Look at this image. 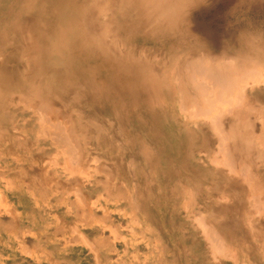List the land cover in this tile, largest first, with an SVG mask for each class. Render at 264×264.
Wrapping results in <instances>:
<instances>
[{
  "label": "rangeland",
  "instance_id": "1",
  "mask_svg": "<svg viewBox=\"0 0 264 264\" xmlns=\"http://www.w3.org/2000/svg\"><path fill=\"white\" fill-rule=\"evenodd\" d=\"M90 1L0 0V55L7 48L25 42L24 55L29 62L33 61L31 65H36L34 71L42 65L41 61L34 63V59L45 58L39 76L43 75L49 84L54 83L51 87L57 88L63 109L70 112L74 108V118L90 125L88 133L81 130L84 126L74 124L73 136L78 139L77 144L73 139V147L76 145L73 149L77 148L74 155L70 154L71 150L63 157L57 154L56 148L42 141L46 146L44 151L35 149V160L24 163L28 168L35 165V170L43 166L44 182L46 179L60 182L56 190L51 184L53 191L47 185H29L28 191L22 194L19 185L23 180L19 174H13L16 165L0 156V264H264L261 244L264 204L259 203L260 199L264 201V150L253 143L256 138L251 134L252 130L260 133V106L264 112V0H152V3L150 0L148 4L147 0H111L113 5L108 4L110 0H96L99 5L92 13ZM139 2L148 9L161 11L175 10V5L181 3L185 6L184 22L178 26L173 24L174 30L159 31L139 25L135 16L129 23L122 22L118 13L127 9L128 4L133 7ZM153 14L159 16L157 12ZM98 23L102 27L99 30L95 27ZM16 27V37L7 36ZM186 57L190 62L196 61L195 58L199 61L209 58L208 62L213 65L222 60L220 63L225 66L218 64L220 69L229 68L223 73L231 70L236 80L239 75L246 77L250 71L256 77L261 76L258 81L263 83L256 85L247 81L246 90L247 103L253 105L249 110L253 108L257 113L242 112L244 121H253L254 129L246 126L251 123L247 121L246 128L237 136L252 135H249L252 144L244 140L246 135L244 139L243 136L233 138L236 143H231L230 155L235 163L230 161V167L224 165L225 154L217 153V136L204 128L196 131L193 126L196 118L188 116L189 112L192 114L189 109L193 108L187 110L179 105V91L173 78H180L183 73L180 80L186 79L183 67L186 66L183 62H189L185 61ZM227 61L230 65L235 63V70ZM72 68L77 74L70 77ZM254 68L259 73L257 70L254 73ZM174 70L180 74L176 75ZM186 88V96L195 94L190 84ZM232 94L234 99L239 96L238 91ZM246 130L250 131L245 133ZM28 144L25 148H29ZM242 145L245 155L241 153ZM237 150L240 151L237 153ZM257 155H261L262 161ZM212 158L218 163H213ZM94 160L99 162L94 165ZM63 161H69L67 170L71 173L81 167L86 171L83 174L82 168L73 178L62 167ZM219 164H222L220 168ZM247 164L250 168L245 171L241 166L247 168ZM96 166L100 174L95 171ZM231 167H236V173L231 172ZM6 173L14 176L6 178ZM246 173L252 177L249 179ZM13 178L18 181L9 186ZM247 182L255 184L251 185L254 192ZM9 188L14 195L8 192ZM77 197H83L81 200L85 202L79 205L81 201L75 200ZM216 239L219 243L213 242Z\"/></svg>",
  "mask_w": 264,
  "mask_h": 264
},
{
  "label": "bare ground",
  "instance_id": "2",
  "mask_svg": "<svg viewBox=\"0 0 264 264\" xmlns=\"http://www.w3.org/2000/svg\"><path fill=\"white\" fill-rule=\"evenodd\" d=\"M96 0H91L89 2V12L92 13V11L95 9V7H97L99 5V2H95ZM109 1V0H108ZM113 1V0H112ZM112 1L110 0L108 2L109 5L112 4ZM126 1V0H125ZM150 0H147V4L149 3ZM144 2V1H143ZM117 3V2H116ZM151 3H152V0H151ZM145 4V5H147ZM113 5V4H112ZM119 5V4H118ZM120 6V5H119ZM118 6V7H119ZM160 6H163V5H159ZM107 7V6H106ZM127 9L124 8L122 11H118L119 13V17H120V14H121V21L122 22H128L131 21L132 19H134V16H135V19H136V22L143 26V27H146V28H150L151 30H154V31H159V30H174V21L176 19V16H177V9L175 10H162L159 8L158 10H155V9H148L146 8L142 2H139L138 4H135V6L131 7L129 6V4L127 5ZM108 12V11H107ZM111 12V11H109ZM108 12V13H109ZM159 13V16H155L153 13ZM160 13L162 15H160ZM111 14V13H110ZM103 19V18H102ZM103 26V25H102ZM106 26V25H105ZM96 29H100L102 28L101 25L98 23L95 25ZM172 27V28H170ZM104 28V27H103ZM108 28V27H107ZM18 27L16 28H13L11 30L10 33H7V36H14L16 37L17 33H18ZM24 32V31H23ZM27 32V31H26ZM102 32V31H101ZM28 33V32H27ZM113 36V35H111ZM28 38V37H27ZM29 39V38H28ZM27 40V39H26ZM29 41V40H28ZM118 43V42H117ZM117 45V44H116ZM26 45H25V42L21 44V46H17V47H11V48H7L6 51H4L3 53L4 54H1L0 55V156H2L3 158H5L6 160H10V163L11 165L15 164L16 167H15V171L14 169H12L14 171L11 172L13 173L14 175L19 174L21 180H23V182L20 183V187H21V190L23 189V191H21V193L23 194L25 192V190H27L28 186L29 185H39V186H43V185H47L48 186V189H51V191H53L52 189V186L51 185H54L56 186L55 187V190L56 188L60 185V182H58V180L55 182V178L54 177H51V178H54L55 180L53 181V179H46V181L44 182V179H45V176H46V172H42V167H40V170H35L34 167L35 165H31V167H26V165H24L25 162H28V161H34L35 160V155L34 154V150L35 149H38L37 152H40L42 153L45 149V145L47 143V145H50L52 148H56L57 149V154H62V156L66 157V155H68L71 150L72 152L70 153L71 155H74L75 154V151L77 152V148L74 150L73 148L76 146L75 143H74V147L72 145L73 143V139L75 140V135L73 136V126L74 124L76 126H84V127H80L81 130L83 131H86L89 133V129H90V125L89 124H86L84 125L83 123L80 122L79 119L77 118H74L73 116V113L72 111H74V108H70V112L66 111L63 109V107L61 106V103L63 102V99L61 98L57 88H52L51 86L54 84H49L48 81L44 80L43 78V75L42 76H39L42 72H43V68H44V59L43 58L41 60V58L39 59H34V63L35 62H40L42 63L41 65V71L40 70H37V71H34V65H31L33 63L29 62V59L28 57H26L24 54H25V50H26ZM203 50V49H202ZM44 51V49H43ZM134 51V50H133ZM145 51V50H144ZM20 54H23V57L20 56ZM143 55V54H141ZM150 55V54H149ZM184 56V55H183ZM223 56V55H221ZM220 56V57H221ZM149 57V56H148ZM182 57V56H181ZM197 57V56H196ZM219 57V59H220ZM237 57V56H236ZM185 58V57H184ZM187 58V57H186ZM194 58V57H193ZM203 58V57H202ZM190 59V57H189ZM198 58H195V60L197 61H192L190 62H183L186 66L183 65V67L186 69V73L183 72L186 74V79L185 80H180L181 78H183L182 74H180V72H178L180 74V78L179 76H175V79L173 78V80H175V83H176V88L178 89L179 91V97H180V100H178L180 102V107H186V109L189 107V108H193V109H189V111L191 110V113L189 112V115H191V117H195L196 120L193 124V126L197 129L196 131L199 130L202 131L201 129H207L208 131L211 130L214 135H216L218 138L217 139V142L215 143V140L213 141L216 145V149H217V153L219 151L223 152L226 156L225 160H224V165H226V167H230L232 165H230V161H232L233 163H235V161H233V157L230 155L231 153V143H234L235 141H232L234 140L233 138L235 139H238L239 137H241L242 139V136H243V139L245 138L244 136L246 135L245 133H247V131H250V130H246L243 131L245 132L244 134L245 135H242V136H239L237 137L238 135H241L240 134V130H243L244 129V126L246 125L245 122L247 123H250L246 126H248V128H251V129H254L253 128V121L251 119H248L246 118L247 121H244L245 117H243V114L242 112L244 111H247V113H252V115L254 114V112L252 111H255V110H252L253 108H251V111L249 110V107L253 106L250 105L247 103V95H246V90H248V82L250 83H254V84H259L260 82L258 81L259 78L261 76H255L253 74V71H250V72H246L247 75L245 77L242 78L241 75L237 74V76L239 75V79L238 80H241L243 79V81H246V83H243L241 84V82L238 80H236L237 78H232L233 75H231V70H229L228 72L229 73L227 74V71L226 73H223V70H228L223 68V70L220 69L219 65L222 64L224 65V63H220V60L219 59L217 61H219V65L216 63V65H213L212 62H208L209 58L206 59L205 57L203 58L202 61H199L197 60ZM206 61H205V60ZM213 59V58H212ZM211 59V60H212ZM234 59V58H233ZM231 59V60H233ZM149 60V58H148ZM164 60V59H163ZM191 60V59H190ZM243 60V59H241ZM240 60V61H241ZM184 61V60H183ZM216 61V60H214ZM213 61V62H214ZM223 61H224V58H223ZM244 61V60H243ZM251 62H254V60H250ZM29 62V63H28ZM226 62V61H225ZM228 62V66L230 65L229 61ZM246 62V61H245ZM173 63H175L173 61ZM255 63V62H254ZM169 64V63H168ZM176 64V63H175ZM179 64V63H178ZM181 64V63H180ZM235 63H231L230 66H233L232 68L235 70V66H234ZM218 65V66H217ZM256 65V63H255ZM175 66V65H174ZM174 66H171V67H174ZM225 66V65H224ZM176 67V66H175ZM178 67V66H177ZM180 67V66H179ZM219 67V69H217ZM243 67V66H242ZM245 67V66H244ZM257 67V65H256ZM262 67V66H261ZM116 68H119L118 66H116ZM230 68V69H232ZM251 68V67H250ZM70 68H67L66 70H69ZM168 69V68H167ZM166 69V70H167ZM179 70H181V68H178ZM177 70V69H176ZM238 70V69H237ZM245 70H248V67L246 69L245 67ZM245 70L243 71V74L245 72ZM253 70V69H251ZM255 70V68H254ZM257 70V69H256ZM256 70L254 73H256ZM40 71V72H39ZM74 71V68H72V71H71V75L70 77L72 76H75L77 73H73ZM171 71V69H170ZM169 71V72H170ZM55 72V71H54ZM175 72V70H174ZM182 72V70H181ZM237 72V71H236ZM238 72H240V69L238 70ZM172 73V72H171ZM176 75L178 74L177 72H175ZM174 73V74H175ZM233 74H235V71H232ZM257 73H259V71L257 70ZM241 74V73H240ZM242 74V75H243ZM169 75V74H168ZM171 75V74H170ZM257 75V74H256ZM263 75H264V70H263ZM262 79H263V76H262ZM261 79V80H262ZM233 80V81H232ZM235 80V81H234ZM260 80V81H261ZM235 82H237L235 84ZM117 83H118V80H117ZM190 84L191 88L193 87V90L195 92L194 95H190V96H186L185 94V91L187 90L186 88V84ZM239 83V84H238ZM263 83V82H261ZM260 83V84H261ZM61 87H59L60 89ZM190 88V89H191ZM252 88V87H251ZM93 90V89H92ZM257 90V89H256ZM22 91V92H21ZM177 91V92H178ZM232 91L236 92L238 91V98L237 99H234L233 98V94H232ZM189 92V91H188ZM187 92V93H188ZM191 92V91H190ZM252 92V91H251ZM254 92V91H253ZM258 92V91H257ZM192 93V92H191ZM255 93V92H254ZM168 95V94H167ZM255 95V94H254ZM257 96V93L255 95V97ZM263 96V95H262ZM261 96V97H262ZM182 99V100H181ZM249 99V98H248ZM169 101V100H168ZM253 101V100H252ZM69 106L72 107L73 105L71 104V102H68ZM64 105V104H63ZM178 105V106H179ZM248 105V106H247ZM260 106V105H259ZM183 108V109H184ZM259 108V107H258ZM263 108V106H262ZM186 109H184V113L186 112ZM246 109V110H245ZM257 109V108H256ZM69 110V109H68ZM188 110V109H187ZM243 110V111H242ZM249 110V111H248ZM261 106H260V110H258L260 113L259 115L262 116V121H260V126H261V130L259 131L260 133L257 134L256 132H254L253 130L251 131V134H253V137L255 138H252L256 140H254L253 143H258L259 147H260V150H264V112H261ZM264 110V108H263ZM188 112V111H187ZM246 113V112H245ZM244 113V114H245ZM245 114V115H249L251 116L250 114ZM255 113H257V110L255 111ZM186 114V113H185ZM81 115V114H79ZM162 115V114H161ZM167 115L169 116L170 114L167 113ZM166 115V116H167ZM180 115V114H179ZM193 115V116H192ZM257 115V114H255ZM187 116V117H188ZM84 117V116H83ZM184 117V116H183ZM255 118V117H254ZM184 119V118H183ZM104 120V119H103ZM114 120V119H113ZM188 120H191L190 117ZM96 120H94L95 122ZM160 121V120H159ZM250 121V122H249ZM254 121H256L254 119ZM172 122V121H171ZM174 122V121H173ZM113 123V122H112ZM237 125H236V124ZM105 125V124H104ZM250 125V126H249ZM109 126V125H108ZM106 126V128L108 127ZM111 126V125H110ZM115 127V125H113ZM112 126V127H113ZM176 126V125H175ZM245 126V128H246ZM258 126V127H260ZM169 128V127H168ZM108 129V128H107ZM116 130V128H115ZM177 130V129H176ZM184 130V129H183ZM205 130V131H207ZM256 130V129H255ZM106 131V130H105ZM117 131H118V128H117ZM180 131H182L180 129ZM107 132V131H106ZM116 132V131H115ZM119 132V131H118ZM173 133V132H172ZM185 133V132H184ZM242 133V132H241ZM250 133V132H249ZM255 133V134H254ZM79 134V133H78ZM169 134V133H168ZM108 135V134H107ZM183 135V134H182ZM250 134L247 133L246 135V138L244 140L248 141L250 140L251 138L249 137ZM256 135V136H254ZM171 136V135H170ZM202 136V135H201ZM237 138H236V137ZM252 136V135H250ZM181 137V136H180ZM210 137L212 138L213 136H211V133H210ZM173 138V137H172ZM171 138V139H172ZM170 139V140H171ZM174 139V138H173ZM33 140V142H31ZM78 139L76 137V140L74 142H76ZM244 140H241V141H244ZM43 141V142H42ZM81 141V140H80ZM185 141V138L182 142ZM251 141V140H250ZM249 141V142H250ZM45 142V145H42L41 144ZM78 142V141H77ZM76 142V144H77ZM107 142V141H106ZM181 142V143H182ZM207 142V141H206ZM28 143H30L31 145H29ZM185 143V142H184ZM236 143V142H235ZM234 143V144H235ZM241 143V142H240ZM28 144L29 145V148H25V145ZM121 144V143H120ZM213 144V143H212ZM237 144H239L237 142ZM249 145L252 144V141H251V144L248 143ZM27 145V146H28ZM41 145V147L39 146ZM79 145V144H78ZM77 145V146H78ZM175 145V144H174ZM187 145V144H186ZM241 145V144H239ZM238 145V146H239ZM246 145V144H245ZM255 145V144H254ZM253 145V147L255 148V146ZM43 146V147H42ZM82 146V145H81ZM184 148H185V145H183ZM212 145H210L211 147ZM237 146V145H236ZM64 147V148H63ZM80 148V145L78 146ZM213 147V146H212ZM234 147V145H233ZM243 147V150L241 151V153H243V155H245V151H244V146L242 145ZM251 147V148H253ZM51 148V149H52ZM61 149H65L64 150H60ZM78 148V149H79ZM238 148V147H237ZM245 148H247V146H245ZM41 149V150H40ZM236 149V148H235ZM242 149V148H240ZM250 149V148H249ZM20 150L21 151V154H20ZM48 150V149H47ZM80 150V149H79ZM178 150V149H177ZM49 151V150H48ZM54 151V150H53ZM64 151V152H63ZM240 150H237L235 152H239ZM261 151V152H262ZM52 152V151H51ZM55 152V153H56ZM167 152V151H166ZM192 152V151H191ZM251 152V151H250ZM256 152V151H255ZM254 152V153H255ZM74 153V154H72ZM198 153V152H197ZM215 153V152H214ZM245 153V154H244ZM258 152H256L257 154ZM52 154V153H51ZM235 154V153H234ZM251 155V153H249ZM253 154V153H252ZM261 154V153H259ZM264 154V153H263ZM262 154V155H263ZM35 155V156H34ZM54 155V154H52ZM197 155V154H196ZM216 155V154H214ZM254 155V154H253ZM76 156V155H75ZM73 156V157H75ZM188 156V155H187ZM237 156V155H236ZM248 156V155H246ZM244 156V157H246ZM259 158L261 157V155H257ZM1 157V158H2ZM52 157V156H51ZM54 157V156H53ZM128 157V156H127ZM195 157V156H194ZM193 157V158H194ZM251 157V156H249ZM256 157V156H255ZM263 157V156H262ZM21 158V159H20ZM50 158V156H49ZM56 158V156H55ZM77 158V157H75ZM202 158V157H201ZM237 158V157H236ZM59 159V158H57ZM68 159V158H67ZM65 158V160H67ZM82 159V157H81ZM93 159V158H92ZM90 159V161L92 160ZM203 159V158H202ZM201 159V160H202ZM261 161H262V158H260ZM55 160V159H53ZM69 160V159H68ZM72 160V159H71ZM97 160V159H96ZM213 163H218V160L215 159V158H212L211 159ZM210 160V161H211ZM264 160V159H263ZM48 161V160H46ZM44 160V162H46ZM76 161H80L79 159L76 160ZM84 161V159L82 160ZM209 161V163H210ZM260 161V162H261ZM38 162V161H37ZM41 162V161H39ZM38 162V163H39ZM56 162V161H54ZM99 162V161H98ZM97 161L95 162L94 160V165L95 163L97 164L98 163ZM190 162V161H189ZM193 162V161H192ZM259 162V161H258ZM264 162V161H263ZM48 162H46L47 164ZM79 163V162H78ZM91 163V162H90ZM135 163V162H134ZM134 163H133V167H134ZM196 163V162H194ZM199 163V162H198ZM212 163V164H213ZM223 163V162H221ZM41 164V163H40ZM51 164V163H50ZM49 164V165H50ZM56 164V163H55ZM58 164V163H57ZM56 164V165H57ZM89 164V162H88ZM132 164V162H131ZM135 164H138V163H135ZM197 164V163H196ZM245 165V163H243ZM42 165V164H41ZM59 165V164H58ZM61 165V164H60ZM85 165V164H84ZM92 165V164H91ZM129 165V164H128ZM186 165V164H185ZM195 165V164H194ZM199 165V164H197ZM222 165V164H221ZM219 164V168L221 166ZM239 165V164H238ZM243 165V166H244ZM14 166V165H13ZM33 166V167H32ZM74 166V165H73ZM72 166V167H73ZM80 166V165H79ZM82 166V165H81ZM102 166V165H101ZM106 166V165H105ZM235 166V164H234ZM241 166V168H245L244 170L247 171V169L249 170V166L247 164V168L244 166ZM9 167V166H8ZM54 167V165H53ZM57 167V166H56ZM62 167L64 169H68L69 168V161H63V164H62ZM86 167H88V165H86ZM92 167V166H91ZM100 167V166H99ZM107 167V166H106ZM132 167V168H133ZM225 167V166H224ZM223 167V168H224ZM39 168V167H38ZM83 167L81 168H78L80 170H78L77 168V171L81 172L83 171L82 169ZM94 168H97L94 167ZM102 168V167H101ZM103 168L105 169V167L103 166ZM102 168V169H103ZM215 168V167H214ZM218 168V167H217ZM218 168V170H219ZM232 168V167H231ZM230 168V169H231ZM236 167H234V169L232 168L231 172L235 171L236 173V170H235ZM240 168V169H241ZM256 168V167H255ZM44 169V168H43ZM47 169V168H46ZM50 169V168H49ZM70 169V168H69ZM86 169V168H85ZM84 169L83 171V174L84 172L86 171ZM91 169V168H90ZM103 169V170H104ZM106 169L109 170V168L107 167ZM222 169V168H221ZM228 169V168H227ZM229 169V170H230ZM259 169V168H258ZM1 170V169H0ZM93 170V169H92ZM95 170V169H94ZM98 170V171H97ZM97 170H95L96 172H99V169L97 168ZM102 170V171H103ZM107 170V171H108ZM69 171V170H67ZM71 171V170H70ZM69 171V172H70ZM76 171V170H74ZM239 171V170H238ZM73 172V171H72ZM78 172H75V173H71L70 172V175L72 174L73 175V178L77 175L74 176V174H77ZM96 172H94L96 174ZM105 172V171H104ZM215 172V171H214ZM224 172V171H223ZM228 172V171H227ZM240 172V171H239ZM243 172V170L241 171ZM48 173V171H47ZM102 173V172H101ZM107 173V172H106ZM130 173V172H129ZM230 173V172H229ZM248 173H250L248 171ZM256 173V172H255ZM7 176L6 178H11L13 176H8V175H11L9 173H6ZM53 174V173H52ZM82 174V173H81ZM100 174V172H99ZM103 174V173H102ZM109 174V173H108ZM113 174V173H112ZM247 174V173H246ZM245 174V175H246ZM3 175V173H2ZM71 175V176H72ZM227 175V174H225ZM248 175V174H247ZM18 176V175H16ZM48 176V175H47ZM69 176V175H68ZM67 176V177H68ZM83 176V175H81ZM87 176V175H85ZM229 176V175H228ZM227 176V178H229ZM66 177V176H65ZM80 177V175H79ZM97 177V176H96ZM107 177V176H106ZM105 177V178H106ZM111 177V176H109ZM148 177V176H147ZM241 177V176H240ZM249 177V175H248ZM252 176L250 175L249 179L251 178ZM254 177V176H253ZM58 178V177H57ZM113 178V177H112ZM233 178V177H232ZM238 178V177H237ZM242 178V177H241ZM1 179V178H0ZM61 179V178H60ZM72 179V178H71ZM81 179V178H80ZM79 179V180H80ZM85 179V178H84ZM111 179V178H110ZM236 179V177H235ZM246 179V178H245ZM2 180V179H1ZM68 180V179H67ZM133 180V179H132ZM252 180V179H251ZM254 180V178H253ZM256 180V179H255ZM8 181V180H7ZM17 178H13L10 180V184H8L9 186L13 183H16ZM66 181V180H65ZM71 181V180H70ZM87 181V180H86ZM248 181V180H245V182ZM39 182V184H37ZM54 182V184H53ZM80 182V181H79ZM82 182L84 183V181L82 180ZM258 182V181H257ZM49 183V184H48ZM67 183V182H66ZM73 183V181H72ZM74 183H78L77 181L74 182ZM113 183V182H112ZM51 184V185H50ZM69 184V183H68ZM80 185L82 183H79ZM78 184V185H79ZM121 184V183H120ZM119 184V185H120ZM135 184V183H134ZM246 184V183H244ZM247 186H249L253 192L255 191L253 189L254 185L255 184H249V182H247ZM262 184V183H261ZM75 186H77L76 184H73ZM72 185V186H73ZM85 185V184H84ZM90 185V184H89ZM110 185V184H109ZM114 185V184H113ZM251 185L253 187H251ZM5 186V185H4ZM13 186V185H11ZM16 186V185H15ZM73 186V188L75 187ZM82 187H84L83 185H81ZM80 186V187H81ZM86 186V185H85ZM121 186V185H120ZM124 186V185H123ZM246 186V187H247ZM79 187V190H81ZM135 187V186H134ZM248 187V188H249ZM256 187V186H255ZM8 188L7 186H5V189ZM11 188V187H10ZM9 188V191L12 195L13 194V191H11ZM60 188V187H59ZM67 188V187H66ZM112 188V187H111ZM120 188V187H119ZM249 188V189H250ZM62 189V188H61ZM77 189H78V186H77ZM127 189V188H126ZM250 189V190H251ZM248 190V189H247ZM249 190V191H250ZM258 190V189H257ZM256 190V191H257ZM20 190H18L17 192H19ZM28 191V190H27ZM40 191H43V190H40ZM74 191V189H73ZM120 191V189H119ZM124 191V189H123ZM135 191V189H134ZM248 191V192H249ZM64 192L68 195V191L67 190H64ZM70 192V191H69ZM71 192H72V189H71ZM75 192V191H74ZM79 191L77 190L76 193H78ZM87 192V191H86ZM85 192V193H86ZM121 192V191H120ZM127 192V191H126ZM251 192V191H250ZM260 192V190L258 191ZM257 192V193H258ZM20 193V194H21ZM75 193V194H76ZM123 193V192H122ZM66 195V196H67ZM71 194H69L68 196H70ZM83 195V194H81ZM80 195V197H81ZM129 195L131 196V194L129 193ZM250 195H253V193H250ZM259 195V194H257ZM256 195V196H257ZM65 196V197H66ZM72 196L73 195V192H72ZM136 196V195H134ZM80 197L78 198H75L76 199H80ZM84 197V195H83ZM82 197V198H83ZM250 198L253 197L255 199L254 196H249ZM248 197V198H249ZM263 197V196H262ZM81 198V199H82ZM101 198V197H100ZM132 198V197H131ZM36 199V198H35ZM79 200V201H84V200ZM86 199V198H85ZM134 199V198H133ZM247 199V198H246ZM253 199V200H254ZM130 202L132 203L131 199H129ZM226 200V199H225ZM79 201H78V204H79ZM95 201V200H94ZM256 201V200H255ZM259 200H257L256 203H258ZM260 201H263L260 199ZM260 204H264V201L263 203L260 202ZM55 202V201H54ZM83 204V202L81 203ZM85 202V201H84ZM96 202V201H95ZM135 202V200H134ZM136 203V202H135ZM248 203V202H247ZM86 204V203H85ZM85 204H84V207H85ZM83 206V205H82ZM133 206V205H132ZM246 207V206H245ZM258 207V206H257ZM90 207H87V210L89 211ZM102 208V207H101ZM251 208V207H250ZM69 209V207L67 208ZM261 209V208H260ZM5 210V209H4ZM102 210V209H101ZM252 210V209H251ZM7 212V210H5ZM69 211V210H68ZM121 211V210H120ZM9 212V211H8ZM91 212V211H90ZM247 212H251L250 210ZM257 212V211H256ZM262 214L263 211H261ZM260 212V213H261ZM81 214V212H79ZM78 213V214H79ZM244 213V211H243ZM242 213V216H244ZM252 214L254 213L251 212ZM2 214H5L6 213H2ZM9 214V213H8ZM15 213H13L12 215H14ZM77 214V216H78ZM79 214V215H80ZM83 214V213H82ZM81 214V215H82ZM249 214V213H248ZM248 214H246L248 216ZM259 214V213H258ZM11 215V213H10ZM245 215V216H246ZM257 215V213H256ZM256 215L252 216V217H255ZM202 216V214H201ZM200 216L199 220L201 221V219H203L202 217ZM245 217V218H250V216L248 217ZM264 216V215H263ZM16 217V216H15ZM82 217V216H81ZM56 218V216H55ZM74 218V217H73ZM244 218V217H243ZM256 218H258L256 216ZM262 218V217H261ZM112 219V218H111ZM196 219H197V216H196ZM252 219V218H251ZM250 219V220H251ZM263 219V218H262ZM261 219V220H262ZM264 220V219H263ZM262 220V221H263ZM58 221V219L56 220ZM54 221V222H56ZM98 222V220H96ZM134 221V220H133ZM253 221V220H252ZM257 221H259L257 219ZM195 222V221H193ZM198 222V221H197ZM204 222V220L202 221ZM254 222V221H253ZM252 222V223H253ZM261 222V221H260ZM137 223V222H136ZM205 223V222H204ZM244 223V222H243ZM60 224V223H59ZM132 224V223H131ZM203 224V223H202ZM246 224H250L249 221L248 223L246 222ZM256 224V222H255ZM127 225V224H126ZM201 225V224H200ZM110 226V225H109ZM205 227V225H203ZM253 227V225H251ZM71 227V226H70ZM74 224H73V228H74ZM260 227V226H259ZM258 227V228H259ZM125 228V227H124ZM203 228V227H202ZM201 228V229H202ZM251 228V227H250ZM254 228V227H253ZM263 228V227H262ZM72 229V228H71ZM106 229V228H104ZM211 229V228H210ZM209 229V230H210ZM213 229V228H212ZM248 229V228H247ZM252 229V228H251ZM256 229V228H255ZM254 229V230H255ZM76 230V228H75ZM73 230V231H75ZM208 230V228H207ZM250 230V229H249ZM253 230V229H252ZM250 230V231H252ZM258 230V229H256ZM260 230V228H259ZM71 231V230H70ZM206 231V230H205ZM213 231V230H212ZM210 231V232H212ZM25 232H26V229H25ZM71 233V232H70ZM77 233V232H75ZM81 233V232H80ZM132 233V232H131ZM206 233V232H205ZM74 234V232H73ZM204 234V233H203ZM252 234H254L252 232ZM112 236V235H111ZM252 237V235H250ZM254 236V235H253ZM82 237L84 238V236L82 235ZM263 237V236H262ZM18 238V237H17ZM23 238V237H22ZM218 238V237H217ZM256 238V236H255ZM86 239V238H85ZM117 239V237H116ZM254 239V238H253ZM263 239V238H262ZM212 240V239H211ZM264 240V239H263ZM17 241V239H16ZM87 241V240H86ZM218 241L217 239L216 240H213V242H216ZM259 241V239H258ZM222 242V241H221ZM252 242V241H251ZM91 243V242H90ZM219 243V241H218ZM23 244V243H22ZM22 244H19L22 246ZM216 244V243H215ZM260 244V243H259ZM264 245V241L263 243H261ZM90 245V244H89ZM93 245V244H92ZM218 246V245H217ZM23 247V246H22ZM215 247V246H214ZM221 248V247H220ZM28 249V248H27ZM262 249V248H261ZM25 249H22L21 251H23ZM262 251H264V247L262 249ZM220 252V251H219ZM232 253V252H231ZM263 253V252H262ZM30 254V253H29ZM27 253V255H29ZM211 257V256H210ZM213 257V256H212ZM216 261V260H215ZM226 261V260H225Z\"/></svg>",
  "mask_w": 264,
  "mask_h": 264
},
{
  "label": "clouds",
  "instance_id": "3",
  "mask_svg": "<svg viewBox=\"0 0 264 264\" xmlns=\"http://www.w3.org/2000/svg\"><path fill=\"white\" fill-rule=\"evenodd\" d=\"M175 7L177 8V16H176V19L174 21V24L178 26L184 22L185 15H186V13L184 11L185 6L181 3H177L175 5Z\"/></svg>",
  "mask_w": 264,
  "mask_h": 264
}]
</instances>
